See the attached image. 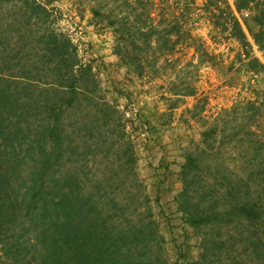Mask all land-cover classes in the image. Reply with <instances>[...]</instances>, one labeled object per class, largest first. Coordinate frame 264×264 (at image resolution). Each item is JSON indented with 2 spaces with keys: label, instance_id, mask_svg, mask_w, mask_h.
Returning <instances> with one entry per match:
<instances>
[{
  "label": "trees",
  "instance_id": "obj_1",
  "mask_svg": "<svg viewBox=\"0 0 264 264\" xmlns=\"http://www.w3.org/2000/svg\"><path fill=\"white\" fill-rule=\"evenodd\" d=\"M91 3L90 23L112 33L117 64L148 77L168 109L195 94L185 68L167 86L154 82L179 45L200 49L187 20L194 0ZM203 7L213 29L238 42L236 69L258 80L246 105L203 124L180 164L176 209L201 237L197 257L168 260L123 114L77 45L49 30L25 63L0 66V264H264V137L250 129L264 109V0ZM223 145L239 153L233 176L217 157Z\"/></svg>",
  "mask_w": 264,
  "mask_h": 264
},
{
  "label": "rangeland",
  "instance_id": "obj_2",
  "mask_svg": "<svg viewBox=\"0 0 264 264\" xmlns=\"http://www.w3.org/2000/svg\"><path fill=\"white\" fill-rule=\"evenodd\" d=\"M91 1L0 0V64L3 63L0 66L14 70L12 66L25 63L29 56L41 49L39 40L48 39L41 38L45 32L63 33L77 45L80 61L92 66L100 84L97 90L115 103L123 114L126 132L134 144L137 171L150 198L152 187L147 178L158 173L161 182L169 178L166 183L171 185L168 187L170 191L178 190L181 186L177 175L180 164L191 144L200 140L203 124L208 125L226 108L246 105L255 96L253 88L258 79L236 69L234 56L240 48L238 42L226 37L227 33L222 35L214 30L204 11L205 0H194L187 20L192 33L199 38L200 49L196 51L194 46L179 45L170 55L171 61H161L163 75L154 82L167 86L170 75L185 68L191 76L195 94L182 96L175 108L168 109L160 90L149 85L148 77L139 79L117 64L112 33L103 27L97 30L90 23L88 7ZM41 6H45V11ZM255 53L260 55L257 51ZM208 55H214L215 59L209 60ZM252 112V109L243 110L246 116ZM250 123V129L264 137V109ZM248 138L251 139L249 135ZM216 152L218 159L229 166L227 174L233 176L238 172L239 153L236 150L223 145ZM156 219L164 235L165 219ZM166 227L165 249L171 263L175 259L184 262L185 258L179 254L185 253L187 244L192 245L191 249L198 255L201 237L183 227L171 224Z\"/></svg>",
  "mask_w": 264,
  "mask_h": 264
},
{
  "label": "crops",
  "instance_id": "obj_3",
  "mask_svg": "<svg viewBox=\"0 0 264 264\" xmlns=\"http://www.w3.org/2000/svg\"><path fill=\"white\" fill-rule=\"evenodd\" d=\"M155 168H154V170H155ZM157 171H159V170H157ZM156 176L153 175V176H150L147 178V180H149V183H150L149 186L152 187L151 191L149 190V193L151 195V198H153L152 202H153L155 209H156V217L160 218L162 220L165 219L166 224L175 225L179 228L183 227L185 229V231H190V233H191V228L182 221L181 215L176 209V200H175L174 196L178 191L177 188H175L173 191L171 189V191H170V189H168V187L171 185L166 183L169 178L166 179V181L161 182L158 178L159 173ZM162 195H163V197H162ZM166 224L164 226V237L167 240L168 237H167V232H166V228H167ZM187 239H188V237H187ZM186 244H187V242L185 241V245ZM192 247H193L192 245H188V244L186 245V247H184V248H186L185 249L186 256L182 257V258H185V260L186 259L187 260H193L194 258L197 257V253L193 249H191ZM178 260H179L178 262H181L180 259H178Z\"/></svg>",
  "mask_w": 264,
  "mask_h": 264
}]
</instances>
